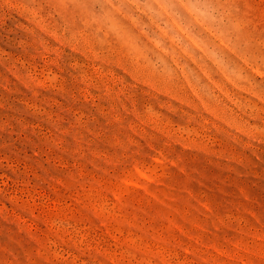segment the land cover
<instances>
[{
  "label": "rangeland",
  "instance_id": "rangeland-1",
  "mask_svg": "<svg viewBox=\"0 0 264 264\" xmlns=\"http://www.w3.org/2000/svg\"><path fill=\"white\" fill-rule=\"evenodd\" d=\"M0 264H264V0H0Z\"/></svg>",
  "mask_w": 264,
  "mask_h": 264
}]
</instances>
